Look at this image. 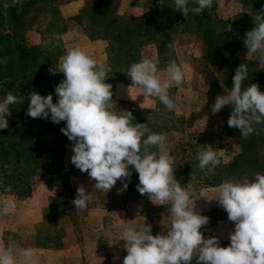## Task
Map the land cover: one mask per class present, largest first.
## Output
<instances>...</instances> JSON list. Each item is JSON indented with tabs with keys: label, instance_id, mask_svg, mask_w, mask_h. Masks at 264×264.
<instances>
[{
	"label": "rangeland",
	"instance_id": "1",
	"mask_svg": "<svg viewBox=\"0 0 264 264\" xmlns=\"http://www.w3.org/2000/svg\"><path fill=\"white\" fill-rule=\"evenodd\" d=\"M218 1L213 11L222 20L220 26L239 32L237 39L244 43L250 27L244 14H261L264 5L260 7L258 1L250 0L251 8L246 9L247 0ZM161 3L162 0H0V32L13 34V41L23 46L30 59L25 64L9 52L0 59L5 75L0 78V100L11 92L23 101L11 106L9 126L0 130V202L12 200L16 205L9 213H0V249L11 248L16 264H123L126 242L116 240L125 224H150L154 235H166L168 231L165 226L169 223L170 205L157 206L138 192L139 175L132 166L126 190L119 191L125 181L118 180L110 192H95L87 209H75L72 201L77 188L83 185L94 193L95 181L71 163L73 142L61 132L66 122L56 124L50 118L26 116L31 89L39 92L47 86L49 69L58 66L66 53L77 47L105 64L106 82L113 85L114 111L137 109L150 113L147 127L166 137L165 144L155 152L167 151L182 186L197 196H206L196 201V210L210 218L201 231L206 238L219 237L222 246L230 244L229 235L235 224L215 200L209 199L225 180H251L257 173L264 174V140L257 132L244 138L239 129L228 126L233 105L212 113L217 97L231 89L233 75L225 69V63L215 65L222 60L227 62V57L208 52L193 13L191 28L179 29L188 34L176 43L174 55L147 52L143 58L158 62L162 80L168 78L165 70L173 60L186 73L181 85L169 89L176 104L169 111L158 98H145L138 86L131 85L126 73L131 59L122 56L120 62H114L115 72L111 73L107 42L98 34L86 33L76 21L82 14L87 28L94 29L95 20L109 4L111 12L124 14L133 5ZM11 10L23 19L15 33L9 21ZM33 48L38 51L33 53ZM247 53L245 47L243 58L254 63L255 74H249L245 84H259L264 91V68H259L258 54ZM34 61L37 67L31 68ZM209 147L217 152L221 163L213 171L201 170L198 154ZM28 248L34 250L31 259L23 256ZM191 264H197L195 256Z\"/></svg>",
	"mask_w": 264,
	"mask_h": 264
},
{
	"label": "clouds",
	"instance_id": "2",
	"mask_svg": "<svg viewBox=\"0 0 264 264\" xmlns=\"http://www.w3.org/2000/svg\"><path fill=\"white\" fill-rule=\"evenodd\" d=\"M212 4L213 0H173L172 6L188 17L190 13H203ZM254 23L255 27L245 34L244 45L247 56L258 54L259 68H264V12L254 16ZM165 71L168 78L162 80L158 62L142 58L126 73L131 85L138 86L145 98H158L171 111L176 104L168 94L169 89L181 85L186 73L174 60ZM49 72L64 75L55 88L57 101H53L51 93L45 96L31 92L26 116L50 118L56 124L66 122L61 132L73 142L71 163L95 181L94 193L83 185L77 188L72 201L75 209H87L95 192H110L118 180L125 181L119 191L126 190L132 175L129 166L139 175L137 190L141 195H147L157 206L170 205L166 235H154L150 224L123 226L122 235L116 240L126 242L123 264H191L194 256L197 264H264V174L257 173L251 180H225L213 198L207 197L215 200L235 224L229 235L230 244L222 246L219 237L206 238L201 231L210 218L196 210V201L206 196H197L182 186L167 151L161 150L159 154L150 151L153 147L162 148L166 137L151 132L146 123L133 125L132 111L113 110V85L106 82L105 64L77 47L69 50ZM248 75L247 63L240 64L231 89L219 95L212 107V113L216 114L226 105H233L227 124L239 129L244 138L256 132L254 125L264 123V91L259 84L244 87ZM17 103L23 101L11 92L0 100V130L8 128L11 106ZM197 158L201 170L213 171L221 163L211 147L200 151ZM15 206L12 200L0 202V213L7 214ZM23 256L31 259L34 250L25 249ZM0 264H16L11 248L0 249Z\"/></svg>",
	"mask_w": 264,
	"mask_h": 264
},
{
	"label": "trees",
	"instance_id": "3",
	"mask_svg": "<svg viewBox=\"0 0 264 264\" xmlns=\"http://www.w3.org/2000/svg\"><path fill=\"white\" fill-rule=\"evenodd\" d=\"M255 1L259 2L258 6L261 4L264 5V0ZM218 3V0H213L211 8L205 9L203 13L196 14L197 16L194 17L198 22V27L196 29L200 32L199 36L209 53L215 54V56L220 58L227 57V62H224L223 60L219 61L215 64L216 66L225 63V69L234 76L236 68L242 63H247L248 69H250L249 74H255L252 67L254 63L243 58L245 45L242 39H237L239 32L236 30L228 31L225 30L223 26H220L222 20L216 12L213 11ZM172 4L173 0H162V3L158 6H153V4L133 5L129 9L130 11L125 12L124 14H121V12H111L112 5L109 4L106 7L105 12H99V18L94 22L96 24V28L94 29L87 28L89 26L84 23L82 14L76 17V21L79 22L80 26L83 27L86 33L98 34L102 38L101 40L107 42L109 67L111 73H114L116 68L114 62H120L119 59L122 56L131 59L128 60L131 62L127 66L130 69V66L133 63L141 60V58H143V56L150 50H156L158 53H167L171 56L175 54L176 43L183 40L186 34H188L187 31H179V29L184 28L189 30L191 28L190 22L193 17L191 13L188 17H185L182 11L174 9ZM192 6L194 7V5ZM244 8H251L250 0H247L244 4ZM13 11L9 16V21L11 22L12 32L15 33L23 19L21 20V15L18 16V12ZM252 11L253 13L255 12L254 9H252ZM244 17L250 20V27L246 30L247 33L255 27L254 17L247 13L244 14ZM208 25L212 28H207ZM175 34H178V36L175 37ZM13 38V34L0 32V59L3 58V55L6 52H9L13 53V55L16 54V60L29 64L30 59L27 57L28 54L26 50L23 46L15 43ZM37 51L38 49L33 48L32 52L34 53ZM30 67H37L35 61L32 62ZM48 73L49 77H44L49 83L47 86L39 90L38 93H44L42 95L45 96L51 93L53 94V101L56 102L57 97L55 95V88L64 79V75L59 77V72L56 75L50 74L49 71ZM4 77L5 75L2 74V68L0 65V78ZM245 83L246 82L244 81L243 86L247 87V84ZM31 91L35 92L34 89H31ZM132 113L134 117L131 123L133 125L137 123H146L147 127L150 115L149 112H141L135 109L132 110ZM158 114L160 115L161 113L159 112ZM151 132L159 133L156 130ZM256 132L261 135V139L264 140V123L256 126ZM152 149L153 151H155V149L157 151V147Z\"/></svg>",
	"mask_w": 264,
	"mask_h": 264
}]
</instances>
